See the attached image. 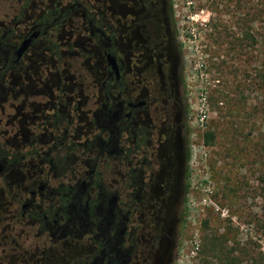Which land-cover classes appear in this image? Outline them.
I'll list each match as a JSON object with an SVG mask.
<instances>
[{"label":"flooded vegetation","instance_id":"af4514ba","mask_svg":"<svg viewBox=\"0 0 264 264\" xmlns=\"http://www.w3.org/2000/svg\"><path fill=\"white\" fill-rule=\"evenodd\" d=\"M6 2L0 264H170L187 129L170 0ZM60 47L92 83L58 81Z\"/></svg>","mask_w":264,"mask_h":264},{"label":"rangeland","instance_id":"374dc122","mask_svg":"<svg viewBox=\"0 0 264 264\" xmlns=\"http://www.w3.org/2000/svg\"><path fill=\"white\" fill-rule=\"evenodd\" d=\"M170 6L183 52L190 154L181 165L188 188L175 209L172 232L178 244L170 264H221L216 256L222 253L238 264H259L264 258V0H170ZM6 9V0H0V20ZM60 49L70 72L58 81L92 83L84 60L69 62ZM45 77L48 82L54 74ZM202 97L207 117L198 127ZM207 130L214 131L213 141L206 140ZM112 173L107 169L105 179ZM225 230L238 245L222 243ZM205 237H217L219 244L204 262Z\"/></svg>","mask_w":264,"mask_h":264},{"label":"trees","instance_id":"16d2710c","mask_svg":"<svg viewBox=\"0 0 264 264\" xmlns=\"http://www.w3.org/2000/svg\"><path fill=\"white\" fill-rule=\"evenodd\" d=\"M186 136H188V129L185 132V137ZM205 136H206V140L207 141H213L214 138H215L214 131L213 130H207ZM185 151H186V155H185L186 156V159H188L189 158V155H190L189 154L188 144L186 146V150ZM187 188H188V185L185 183V191H187ZM223 236H224L225 239H224V241L222 243H225L226 244L228 241H231V242H234V244H237V245L239 244L238 242L235 241L234 238H232V236H233L232 231L225 230L221 234V237H223ZM218 244H219V238H217V237H213L211 239H208L207 237L204 238L203 250H202V253L204 254V256H203V258H204L203 261L204 262L206 261L205 260V256H206L205 254L208 253V252H210V251H216V250H218L217 249V245ZM233 249H234L233 247L230 248V251H232ZM216 257L221 261V264H238V263H236L235 258H231L228 253H226V254H223L222 253L221 255H218ZM259 264H264V258H262V261Z\"/></svg>","mask_w":264,"mask_h":264},{"label":"built area","instance_id":"2783aa9c","mask_svg":"<svg viewBox=\"0 0 264 264\" xmlns=\"http://www.w3.org/2000/svg\"><path fill=\"white\" fill-rule=\"evenodd\" d=\"M200 107L198 108V113L196 117V126L202 127L205 124L206 117H207V109H208V102L206 97H202L201 102H200ZM198 245L196 248H198Z\"/></svg>","mask_w":264,"mask_h":264},{"label":"water","instance_id":"95a60500","mask_svg":"<svg viewBox=\"0 0 264 264\" xmlns=\"http://www.w3.org/2000/svg\"><path fill=\"white\" fill-rule=\"evenodd\" d=\"M109 60H110V62H111V64H112V67L114 68L113 60H112L111 58H110Z\"/></svg>","mask_w":264,"mask_h":264}]
</instances>
